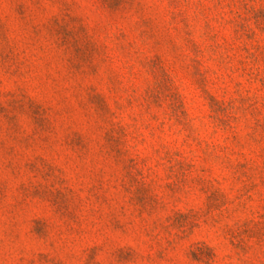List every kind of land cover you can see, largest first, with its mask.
Segmentation results:
<instances>
[{
    "label": "rangeland",
    "instance_id": "374dc122",
    "mask_svg": "<svg viewBox=\"0 0 264 264\" xmlns=\"http://www.w3.org/2000/svg\"><path fill=\"white\" fill-rule=\"evenodd\" d=\"M0 264H264V0H0Z\"/></svg>",
    "mask_w": 264,
    "mask_h": 264
}]
</instances>
